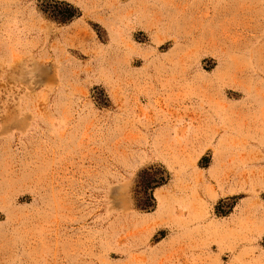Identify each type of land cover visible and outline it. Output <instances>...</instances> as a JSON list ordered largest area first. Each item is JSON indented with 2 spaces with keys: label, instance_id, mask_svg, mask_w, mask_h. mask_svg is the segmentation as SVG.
Wrapping results in <instances>:
<instances>
[{
  "label": "rangeland",
  "instance_id": "1",
  "mask_svg": "<svg viewBox=\"0 0 264 264\" xmlns=\"http://www.w3.org/2000/svg\"><path fill=\"white\" fill-rule=\"evenodd\" d=\"M0 264H264V0H0Z\"/></svg>",
  "mask_w": 264,
  "mask_h": 264
},
{
  "label": "trees",
  "instance_id": "2",
  "mask_svg": "<svg viewBox=\"0 0 264 264\" xmlns=\"http://www.w3.org/2000/svg\"><path fill=\"white\" fill-rule=\"evenodd\" d=\"M75 16L74 11L71 9H67L66 12H57L53 17L57 19L58 21L64 22L66 19H69L71 17ZM149 172H144V176H148ZM151 175V174H150ZM144 177L142 181L140 182V188L143 189V191L151 190V183L154 182V180H150L148 178ZM153 206V198L152 194L150 193L148 197H146L145 201L140 203V207L144 209H148Z\"/></svg>",
  "mask_w": 264,
  "mask_h": 264
}]
</instances>
